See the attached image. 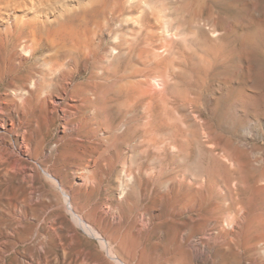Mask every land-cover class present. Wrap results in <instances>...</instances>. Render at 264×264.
<instances>
[{
    "label": "rangeland",
    "instance_id": "rangeland-1",
    "mask_svg": "<svg viewBox=\"0 0 264 264\" xmlns=\"http://www.w3.org/2000/svg\"><path fill=\"white\" fill-rule=\"evenodd\" d=\"M196 1L181 16L212 6L216 25L185 24L166 87L130 110L156 146L77 139L32 104L20 129L0 125V264H264L249 251L264 236V179L249 170L264 173V0ZM129 84L103 92V118L122 120ZM227 174L242 180L231 179L230 200Z\"/></svg>",
    "mask_w": 264,
    "mask_h": 264
},
{
    "label": "bare ground",
    "instance_id": "bare-ground-1",
    "mask_svg": "<svg viewBox=\"0 0 264 264\" xmlns=\"http://www.w3.org/2000/svg\"><path fill=\"white\" fill-rule=\"evenodd\" d=\"M171 1L175 12L164 0H0V125L20 129L27 119L24 108L32 104L57 112L65 126H72L77 139L91 141L100 133H108V140L127 144L128 148L136 139H143L147 149L156 146L159 142L153 129H148L150 123L140 131L141 116L136 118L130 110L150 98L147 96L154 85L166 87L167 72L174 70L168 59L174 54L176 42L186 37L183 26L211 22L214 27L216 22L212 6L198 7L187 20L185 14L181 16L184 0ZM45 47L49 53L38 56ZM159 71V75H154ZM107 81L110 85L106 86L111 89L127 81L133 90L134 99L122 111L119 123L112 117H102V94L109 92V88H104ZM150 108L147 103L143 113L147 120ZM120 125L126 128L124 134H118ZM256 169L250 166L249 174L251 182L257 184L260 178L264 179V173L259 171L256 175ZM148 170L141 168L140 175ZM166 174L165 171L162 176ZM46 175L53 179L52 174ZM233 175L227 174L221 184L226 191L225 200H230L231 179L242 181ZM263 237L251 239L249 251L259 254L258 259L264 258V249L258 252L256 247L264 242Z\"/></svg>",
    "mask_w": 264,
    "mask_h": 264
}]
</instances>
